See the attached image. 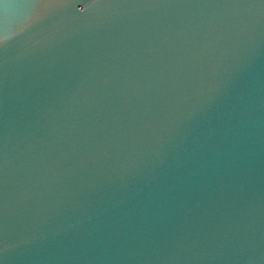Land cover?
Masks as SVG:
<instances>
[{
	"label": "water",
	"instance_id": "obj_1",
	"mask_svg": "<svg viewBox=\"0 0 264 264\" xmlns=\"http://www.w3.org/2000/svg\"><path fill=\"white\" fill-rule=\"evenodd\" d=\"M0 264H264V0H0Z\"/></svg>",
	"mask_w": 264,
	"mask_h": 264
}]
</instances>
